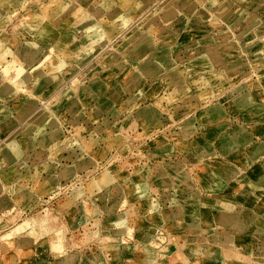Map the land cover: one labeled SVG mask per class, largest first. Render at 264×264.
Instances as JSON below:
<instances>
[{
  "label": "rangeland",
  "instance_id": "374dc122",
  "mask_svg": "<svg viewBox=\"0 0 264 264\" xmlns=\"http://www.w3.org/2000/svg\"><path fill=\"white\" fill-rule=\"evenodd\" d=\"M110 1L109 9L103 0L0 2V43L12 52L18 43L30 49L0 60V86L11 80L7 64L19 60L17 66L25 63L34 74L60 72L42 60L51 51L65 57L57 42H49V29L83 37L98 21L104 32L100 48L76 70L60 72L42 94L29 86L5 105L0 100V107L13 110L34 98L39 104L33 113L50 108L58 120L38 130L24 116L0 132V156L12 141L22 146L21 162L10 158L0 167V242L36 216L63 230L58 251L45 249L40 237L32 250L18 248V236L29 229L11 236L0 258L57 264L72 254L80 264H144L151 255L150 264H168L181 255L185 264H264V198L256 192L264 189V0ZM66 5L59 19L46 14L38 29L28 27L35 10ZM130 10L132 19L120 31L112 13ZM24 58L40 61L29 66ZM220 72L226 73L222 82ZM83 85L91 101L84 99ZM100 98L107 108H97ZM146 107L152 121L143 114ZM162 174L165 186L157 184ZM224 214L229 218L218 223ZM211 219L213 226L206 224ZM122 221L125 229L118 226ZM117 243V249L111 246Z\"/></svg>",
  "mask_w": 264,
  "mask_h": 264
},
{
  "label": "bare ground",
  "instance_id": "6f19581e",
  "mask_svg": "<svg viewBox=\"0 0 264 264\" xmlns=\"http://www.w3.org/2000/svg\"><path fill=\"white\" fill-rule=\"evenodd\" d=\"M22 1H24V0H22ZM122 1H123V5L134 4V6H137V5H135V2L137 0H122ZM219 1H223V0H219ZM0 2L3 3V4L4 3H10L11 4L13 2H18L19 3V2H21V0H0ZM212 2H217V0H213ZM103 5H104V7L106 9H109L114 4L110 0H103ZM7 6L9 7L8 4H7ZM66 8H67V5L64 6L62 9H58V10L51 9V8H50L51 10L48 9V8H47L48 10L47 9H45V10H39V11L35 10L36 12H33L32 13V16H30L31 17L30 18L31 20H30V23L28 24L29 25L28 27H31L33 30L38 29L39 28V25L43 21V19L46 16V14H48V16H49V17L47 16L48 18H50L51 16H54L53 19H56L57 20V19H59L58 17L60 15L62 16V14L66 12L65 11ZM227 8L228 7H225L224 8L225 10L223 9V11H221L220 14L223 15L224 12L227 11L226 10ZM14 10H16V9H14ZM134 11L135 10H130L128 12H124L123 11V12H120V13H118V12L112 13V19H114V21H119V22L122 23V27H121L120 31L121 30H124L129 25L130 20L132 19L131 12H134ZM98 13H99V11H98ZM174 13H175L174 10H170L168 12L169 15H173ZM56 20H55V22H56ZM177 21H178V23H180V20H177ZM4 23H5V21H4ZM153 23L155 24L156 21L154 20ZM110 31L112 32V30H110ZM48 34H52V36L49 39V42H52V44L57 42L56 43V47L60 50V52L62 54H65V57L66 58H68L66 61H68V60L74 61V62L76 61V63L70 64V65H66L67 62L65 61V59H66L65 57L63 59V58H60L57 55L54 56L53 53H52L53 51L43 53V55H42L43 56V59L42 60L44 61L46 59V61H47L46 63H48L47 67L49 68V70L60 71L62 73H69V72H71L73 70H76V68L80 67L79 66L80 65L79 63H81V61H83L86 56L90 55L92 52L95 53L96 52V49L97 48H100L98 46L99 45V40L101 38H103V36H104V32L102 31V26L98 23V21H93L92 25L87 30L86 36L84 35L85 37L83 35H82L83 37H81V33L80 34H78V33L77 34H73L71 32L60 36V35H58V33L56 31H54L52 29H49L48 30ZM138 36H140V35H138ZM86 38H87V40H86ZM16 42L18 43V41H16ZM19 44H21V43H18V46H17L18 53H17V51L16 52L15 51L12 52V48L9 45H6L4 43H0V60H3L4 58H6L5 56H7V54H9V55L11 54L12 55V53H14V52H15L14 54H17L16 56H19L20 53H21V56H23L22 53H24V52H22V50L25 49V48H23ZM18 47L20 49H18ZM43 48H45V47H43ZM37 49H38V51L41 50V48H39V47H37ZM23 51H25V50H23ZM26 51H25V53H28V52H30V49H29V51H27V52ZM74 55H76V57ZM31 56H32V58H34L35 54L33 56V53H32ZM27 57H28V54H27ZM32 58H30V59L24 58V59H26L25 62H27V65L30 64L32 66L33 64L38 63L40 61V60H37L38 62H34ZM17 60H18V58H17ZM16 61H13L12 63H15ZM19 61H17L16 64ZM2 62H0V63L2 64ZM10 64H7L8 66L6 68L4 66L5 70L7 69L6 72L5 71L4 72L6 74V77H8V79H11L12 81H14V83H10L11 82V80H10V82L5 83L2 86H0V100H3V101H1V103L3 102L4 105L8 101H10L11 99L19 97V95L21 93V91H19L20 88L22 89V88H26V87H29V86H31V87L33 86L32 88L35 87L36 91H38L39 93L42 94V92L45 90V87L48 84V82L53 81V80H57L59 78V76H61L60 72L59 73L58 72H52L50 74L44 73L43 75H42V73H39L38 72L39 74H37L36 72L38 71L37 70L38 68L35 69L36 70V72H35L36 74L31 73V71H33V70L30 71V68H32V67H30V68L27 67L26 65H24L25 63L23 65H19V66H17L16 64H11V65ZM41 64L43 65L42 62H41ZM36 66H38V64ZM156 67L159 69L161 67V64L160 63H156ZM39 69L42 70V68H39ZM225 78H226V73H221V72L216 77V79L218 81H220V82L224 81ZM95 85H96V83H92L91 86L96 87ZM88 89H90V88H86V86L83 85L81 87V93L83 94V96H85L84 99L86 101H91L93 97H92V95L89 94ZM69 101H71V99ZM16 103H18V102H16ZM38 104L39 103L37 102V100L34 99V98H32L30 101H28V103H25L20 108H17V107L16 108H13V110L12 109L9 110L7 107H5V108L4 107H0V120H1V123H0V132H2L3 130L6 131L7 129H9L16 122H19L18 120H21L24 116H30L31 119H33L34 122L36 123L33 127L38 128V130L43 129L44 126H46V124L47 125H51V126H54L55 124H57V122H58V120L56 119L57 110H53V109H50L49 108V109H45V110H40L38 112L35 111L33 113V110L37 107ZM72 104H73V106L76 109L81 108V106H82L81 103L77 99H74V103H72ZM107 106H108L107 99H101L99 101L98 105H97V108H107ZM95 110H96V108L91 109V110H89V113H91V115H94ZM110 110L112 112H114V109H110ZM143 112H144L143 114L145 115V117L149 121H152L155 118V116H153V112L150 111V108H147L146 107ZM79 115L82 116V112ZM42 123H43V125H42ZM33 142H35V141H33ZM33 144L34 143L31 142V145L32 146H34ZM21 150H22V146L20 145V143H17V141H12L11 143H9V145L5 146L4 149L1 152V156H0V166H1V164L5 163V161L8 162L10 158L13 159L12 160L13 162L14 161H16V162L20 161L19 160L20 158H19L18 155H19V153H20ZM152 181H154V179H152ZM157 182H158L157 183L158 185H164V186L167 185L168 184V177H167V175L162 174V176L158 179ZM0 190H2L1 189V185H0ZM256 192H257V194L261 195V198H264V189L263 190L262 189H259ZM80 194L81 193L79 191H78L77 194H74V197L69 200L70 203H68V204H72L74 202L73 200H76L77 199V196H79ZM255 196H256V194H255ZM185 197H187V199H186L187 200V204H190V198L191 197H188V196H185ZM251 200H254V197ZM261 202L264 204V201H261ZM228 218L229 217H226L225 214H224L217 221H218V223H221L223 221H227ZM125 221L118 222V226L119 227H123V229H125L127 227V222H125ZM190 224H191V228L193 226H196L195 225L196 224L195 219H193V221H191ZM206 224H210V225L213 226V225H215V222L211 219V220L206 221ZM53 225L55 227L54 220L48 218L47 216L46 217L36 216V217L31 218V219H28L27 221L25 220V223H21L20 225L14 227V229L10 230L8 233L7 232L5 233L4 237L5 238L6 237H9V238H6V239L3 238L5 240L2 239L3 240V243L0 242V248L3 250V248L6 249L7 245L12 244V238H11V236L12 237L14 235L17 236L20 233L31 229V230H29L30 232H27L26 233V235L21 234V236H18V239L16 240V244H15L18 248H20L22 251L32 250L33 248L36 247V246H34L35 245V242L40 237V238H43V239L45 238V243H44V246H43L45 249H49V247H51V249L57 250V249H59L60 245L62 244L60 240H57L58 239L57 237L60 238L59 234L61 235L62 232H63V230H62L61 226H58V227H55L49 233L48 232L50 230L49 227L50 226H53ZM117 229L118 228H116L115 230H117ZM118 230H120V228ZM60 231H61V233H60ZM123 231H125V230H123ZM123 231H119V232L122 233ZM44 232H48L49 234L46 235V236H44L43 235ZM125 233H126V231H125ZM116 235L114 234V236H116ZM123 235H124V233H123ZM118 240H121L120 239V236H119V239ZM40 241H42V240H40ZM159 243H161V242H159ZM188 244H189L190 247H195V245H197V243H195V242L192 243L190 241H188ZM40 245L41 244H39V246ZM162 245H163V242H162ZM111 246L113 248H116L117 249L120 246V244L117 243V245L116 244H113ZM157 246H158V244H157ZM57 251H55V252H57ZM116 252H118V251L116 250ZM227 253H229V252H227ZM71 255L70 256L69 255H66L65 257H63L59 261H57L56 263L57 264H80L81 263L80 260H77L76 259V256L74 257V256H71ZM75 255H77V254H75ZM214 255L215 256H217V255L218 256H223V253H222V251L221 252L217 251V252L214 253ZM11 256L12 255L7 254L6 256H3V258H0V264H11L10 263V260H11V262H13V257H11ZM152 258L153 257L151 255H149L148 258H146V259H143L142 258V263H144V264H150ZM225 258H226V260H231V259H229L230 257H229L228 254H226ZM173 261H175L176 264H185V259L181 255L180 256H177V258H173V257L170 258L168 260V262H169L168 264L172 263ZM239 264H244V263H239Z\"/></svg>",
  "mask_w": 264,
  "mask_h": 264
},
{
  "label": "crops",
  "instance_id": "0c3cea01",
  "mask_svg": "<svg viewBox=\"0 0 264 264\" xmlns=\"http://www.w3.org/2000/svg\"><path fill=\"white\" fill-rule=\"evenodd\" d=\"M8 164H9V163H8ZM10 164H11V163H10ZM13 164H14V163H13ZM0 167H1V166H0ZM1 168H2V167H1ZM0 171H1V169H0ZM1 172H2V171H1ZM2 182H3V181H2ZM3 183H4V182H3ZM17 188H18V187H17ZM5 189H6V188L4 187V190H5ZM218 215H219V212H218ZM218 215H217V216H218ZM217 216H216V217H217Z\"/></svg>",
  "mask_w": 264,
  "mask_h": 264
}]
</instances>
